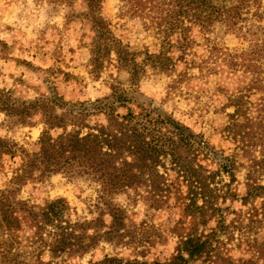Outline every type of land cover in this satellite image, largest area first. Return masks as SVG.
<instances>
[{
  "label": "rangeland",
  "instance_id": "374dc122",
  "mask_svg": "<svg viewBox=\"0 0 264 264\" xmlns=\"http://www.w3.org/2000/svg\"><path fill=\"white\" fill-rule=\"evenodd\" d=\"M86 2L0 0V99L10 104H27L38 97L55 96L60 98L63 109L73 111H93L90 109L92 103L99 100L110 103L112 110L120 115L131 111L135 120H141L147 111L153 116L166 115L192 135L190 139L196 149L190 155L195 157V165L200 166L205 175L215 173L209 187L217 193L234 192L238 199L244 192L245 168L252 157L258 159L264 152L260 145L250 143L254 140L249 142L246 137L242 140V133L234 136L226 128L232 119L249 125L264 116L262 90L254 88L250 81L254 61L250 60V55L244 56L252 48L249 41L252 36L243 38L225 32L221 25H215L204 38L193 33L195 44L189 50L171 51V70L158 72L146 57L158 50L161 36L152 28L145 29L140 19L125 12L120 0H100V14L112 35L133 55L139 77L133 80L126 69L117 68L113 53L94 76L89 65L93 29L85 15ZM248 17L249 22L264 24V16L258 22H254L252 15ZM210 45L216 48L213 56L207 51ZM259 63L262 64L263 59ZM198 65L202 66L201 71ZM212 66V70H206ZM118 96L126 98L117 101ZM237 96H241L240 112L230 117L235 110L230 101ZM60 110L57 108V112ZM93 120L103 121L102 114L91 115L89 122ZM26 121L20 123L16 117L0 110V138L13 143L15 149L14 156L5 155L0 159V190L19 166L21 149L31 153L37 148L43 123L37 114ZM70 128L68 126L67 130ZM60 130L51 133L55 135ZM161 130V134L165 133L163 140L174 136L171 129ZM247 141L249 144L245 146ZM227 159L238 166L233 181L218 168L219 163H226ZM157 170L164 175L170 189L168 201L161 207L150 206L144 187L128 188L112 195V203L125 210L126 229L134 236L133 242L113 245L100 241L81 257H63L62 264H87L104 255L123 261H164L175 252L176 231L207 232L215 227L220 214L225 223L240 218L246 226L242 233L257 241L264 240V209L260 198L242 205L227 195L225 199L220 197L216 201L219 212L202 226L181 216L180 204L173 197L175 191L187 194L186 180L171 164L170 158H161ZM259 180L263 183L264 174ZM98 189V183L89 178H69L58 172L42 181L27 182L17 196L35 206L62 197L69 206L67 216L71 221L89 220L98 212L95 206ZM196 203H201L199 197ZM248 213L253 214L250 223ZM180 218L182 221L176 225ZM17 219L14 230L8 229L4 222L0 224V264H44L48 253L33 236L28 218L17 214ZM237 234L234 237H240ZM220 238L225 240L223 235ZM244 240L242 237L226 242L232 256L249 254Z\"/></svg>",
  "mask_w": 264,
  "mask_h": 264
},
{
  "label": "trees",
  "instance_id": "16d2710c",
  "mask_svg": "<svg viewBox=\"0 0 264 264\" xmlns=\"http://www.w3.org/2000/svg\"><path fill=\"white\" fill-rule=\"evenodd\" d=\"M120 2L122 9L130 16L140 19L145 29L152 28L156 35L161 36L158 50L146 57L151 67L158 72L167 73L171 70V51L189 50L195 44L193 33L204 38L215 25H221L225 32L243 38L252 36L249 40L252 48L244 56L250 55V60L254 61L251 64L253 76L250 81L254 88L262 90L264 96V24L249 22L248 17L252 15L254 22L262 19L264 3L261 0ZM99 3L100 0L86 2L85 15L93 29L90 72L97 76L104 61L113 53L116 67L126 69L130 77L136 80L139 75L133 55L112 35L108 23L100 14ZM215 49L214 45L208 47L210 56H213ZM260 59H263L262 64H258ZM198 68L201 71L202 66L198 65ZM212 69L213 66L206 67L207 71ZM125 98L118 96L116 100L124 101ZM92 104L90 109L93 111H73L63 109L60 98L55 96L38 97L27 104H10L7 100L0 99V110L8 116L16 117L20 123L27 122L34 114L39 115L43 123L36 150L29 153L21 149L19 166L12 171L5 187L0 190V224L4 222L8 229L14 230L18 223L17 214L28 218L33 236L48 253L44 264H62L63 257H81L100 241L113 245H128L133 242L134 236L126 229L125 210L112 203V195L128 188L144 187L151 207L159 208L167 203L170 189L165 183L164 175L157 170L163 157L170 158L171 164L186 180L187 194L175 191L173 197L180 204L183 219L189 217L192 222L196 221L204 226L219 212L217 199H225L226 195L242 205L260 198L264 209V181L261 183L259 180L264 174L263 151L258 159L252 157L245 168L244 192L237 199L234 192L217 193L214 188L209 187L215 173L205 175L200 170L201 167L195 165V157L190 155L196 149L190 139L192 135L178 122L162 114L153 116L151 111L145 112L141 120H135L131 111L120 115L112 110L108 102L97 100ZM230 104L235 106L234 113L230 115L233 117L240 112L241 96L234 98ZM57 108L61 110L57 112ZM98 113L102 114L103 121L93 120L90 123L91 115ZM68 126L71 128L67 130ZM162 128L171 129L174 136L163 140L165 133H160ZM226 128L234 136L242 133V140L245 137L249 142L254 140L250 143H256L264 149V116L249 125L232 119L230 126ZM57 129H61L59 133H51ZM248 141L245 146L249 144ZM13 146V143L0 138V159L5 155L14 156ZM218 168L229 175L230 181L235 180L238 166L233 160L227 159L226 163H219ZM58 172L69 178L86 177L98 183L96 217L71 221L67 216L69 206L62 197L45 201L41 206L29 205L26 200L18 198L21 187L27 182L42 181ZM197 197L201 200L199 205L196 203ZM218 216L215 227L207 232L191 229L180 233L174 229L178 241L174 254L167 260L123 261L104 255L100 260H90L87 264H264V240L257 241L255 237L250 238L242 233L246 226L240 218L225 223L223 215ZM252 216L253 214L248 213L249 223L253 220ZM182 218L178 219L176 225ZM235 233L240 237H234ZM221 235L225 240L220 238ZM242 237L249 254L234 257L226 247V242L241 240ZM125 238L128 240L125 241Z\"/></svg>",
  "mask_w": 264,
  "mask_h": 264
}]
</instances>
